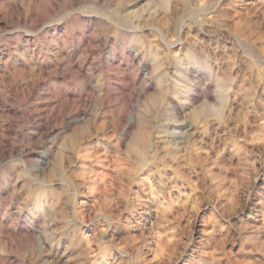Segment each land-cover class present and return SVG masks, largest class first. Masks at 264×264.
I'll return each mask as SVG.
<instances>
[{"label": "rangeland", "instance_id": "1", "mask_svg": "<svg viewBox=\"0 0 264 264\" xmlns=\"http://www.w3.org/2000/svg\"><path fill=\"white\" fill-rule=\"evenodd\" d=\"M0 264H264V0H0Z\"/></svg>", "mask_w": 264, "mask_h": 264}, {"label": "bare ground", "instance_id": "2", "mask_svg": "<svg viewBox=\"0 0 264 264\" xmlns=\"http://www.w3.org/2000/svg\"><path fill=\"white\" fill-rule=\"evenodd\" d=\"M111 55V54H110ZM206 105V104H205ZM207 112V111H206ZM208 113V112H207ZM202 114V113H201ZM198 116H199V114H198ZM197 117V116H196ZM195 118V117H194ZM137 138V137H136ZM142 138V137H141ZM144 139H145V137H144ZM144 141V140H143ZM147 141V140H146ZM134 142V141H133ZM138 142V141H137ZM146 143V142H145ZM148 143V142H147ZM140 146V145H139ZM142 148V147H141ZM140 151V150H139ZM140 154V153H139ZM141 155V154H140ZM136 156V155H135ZM143 158V157H142ZM144 159V158H143ZM139 162H141V161H139ZM145 162V161H144ZM147 163V162H146ZM143 165H144V163H142ZM145 166V165H144Z\"/></svg>", "mask_w": 264, "mask_h": 264}]
</instances>
